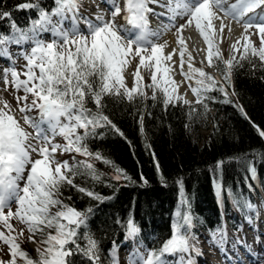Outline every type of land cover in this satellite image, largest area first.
I'll list each match as a JSON object with an SVG mask.
<instances>
[{
    "label": "snow or ice",
    "instance_id": "obj_1",
    "mask_svg": "<svg viewBox=\"0 0 264 264\" xmlns=\"http://www.w3.org/2000/svg\"><path fill=\"white\" fill-rule=\"evenodd\" d=\"M106 2L111 9L110 18L106 17L105 13L98 12L92 19L81 15V0H54L56 6L51 11L41 8L39 0L22 3L18 5L19 9H38V18L33 20L26 30L17 29L12 36L0 35V56L10 55L6 47L8 44L23 45L31 42L34 45L30 52L23 53L27 61L23 73L25 79H20L21 74L13 68L4 70V81L5 84L8 83L7 77L10 72L16 91L23 89L24 96L16 97L17 105L23 114L24 123L36 129V136L27 132L15 116L9 114L11 106L0 100V104L3 105L0 107V224L4 225L8 233L0 231V241L9 246L11 259L7 264H16L17 256L24 258L25 264H73L71 257L77 254L86 258L90 264H101L98 241L88 231H84L81 236V229H86L92 209L80 211L59 199L61 186L67 184L75 187L73 177L77 171L67 160L57 162L56 153L59 150L91 156L85 139L94 134L96 128L110 125L119 132L111 120L103 115L102 99L105 95L121 94L130 101L136 95L146 97L142 87L134 86L129 89L125 85L123 73L136 57H139V64L133 76L137 81L143 79L140 75L141 67L155 68L151 74L152 83L147 86L153 88V100L156 99V89L161 90L165 106L183 99L178 94L180 85L168 76L170 67L163 64V61H172L177 49L174 48L165 56L163 50L168 46L167 42L163 44L156 42L164 33L176 29V43L181 58L180 70L185 79L191 80L194 73L199 74L200 79H196L197 87L191 88L197 96V103L202 102V92L210 91L218 81L205 73L203 68L193 67V57L191 52L187 51L183 36L186 28L194 25L203 37L208 46L209 66H212L214 56L223 60L216 44V37H222L225 29L232 31L226 19L230 17L236 23L243 21L245 35L242 38L247 43L240 59H246L250 52L264 61V0H235L234 3H230L229 0H106ZM157 8L162 11H157ZM121 14L125 21L123 24L117 21ZM150 15L158 21L155 29L150 26ZM0 16L7 17L10 13L0 11ZM53 17L57 19L54 21ZM179 19H184L185 22L177 27ZM81 20L86 25L87 35L82 34ZM65 21L70 23L69 28L63 26ZM253 27L256 33L252 34H258L260 37L259 48L249 39L248 30ZM43 33L51 34V42L40 38ZM232 48L234 51L239 50L236 44H233ZM234 61L236 64L239 63L235 56L223 60L226 65L224 79L229 83ZM186 62L188 72L183 70ZM158 72L163 73V84L158 82ZM169 83L172 84L171 91L164 86ZM220 91L224 92L227 98L228 93L223 87ZM29 94L33 97L31 103L28 102ZM86 97L94 101L96 112L93 113L86 107ZM183 102L190 103L187 99H183ZM224 102L231 101L225 99ZM33 109L39 111L38 119L28 114ZM62 118L66 122H63ZM45 124L47 129L42 127ZM81 128L84 129L83 135L77 131ZM258 131L264 137V131L259 129ZM57 135L63 136L66 143L63 145L54 143L53 139ZM33 140L36 143H30ZM96 158L102 159L99 153L96 154ZM104 162L110 163L107 160ZM77 165L83 166L94 179H99L92 164L78 161ZM250 171L255 173L254 168ZM116 172L117 180L131 179L122 169L117 168ZM21 181L24 182L22 188ZM78 190L96 200L106 199L85 188ZM13 200L17 204L15 212L11 210ZM182 203L186 204L187 201L182 200ZM6 207L9 209L7 214L4 213ZM53 207L57 208L54 213L51 211ZM244 207L252 209L254 206L246 202ZM177 215L180 220L173 224L172 235L161 248L149 251L146 258L139 249H135L129 258V264H167L164 259L166 254L179 255L177 264H192L191 257L185 260L182 255L198 251L191 243L195 239L191 232L192 217L189 213L181 216L178 212ZM13 217L27 226V231L32 234L29 239L34 243L37 232L43 233L45 228L55 229L54 234L49 232L47 238L39 242L46 247L43 250L37 247L39 254L37 260L28 258V254L20 249L17 236L12 235L15 229L10 220ZM23 232L21 229L18 235H23ZM138 232L139 228L129 219L125 241L134 238ZM81 239L85 241L83 246L78 243ZM212 242L223 250V245L227 243L226 232L217 229L212 235ZM245 243L246 241L239 237L234 241V244ZM111 256L112 264H119L115 242ZM0 264L4 262L0 261Z\"/></svg>",
    "mask_w": 264,
    "mask_h": 264
},
{
    "label": "trees",
    "instance_id": "obj_2",
    "mask_svg": "<svg viewBox=\"0 0 264 264\" xmlns=\"http://www.w3.org/2000/svg\"><path fill=\"white\" fill-rule=\"evenodd\" d=\"M29 2L35 0H0V11L10 13L0 16V35L12 36L17 29L31 26L39 10L18 8ZM39 4L48 11L56 6L54 0H39ZM246 43L235 57L239 63L234 61L230 83L224 79L225 59L213 57L210 67L218 71L220 78L204 69L218 83L202 92L201 103H197L195 95L196 101L189 104L180 99L165 106L160 89H156V99H152L153 88L147 87L152 81L135 85L143 88L146 97L136 95L131 101L123 94L103 97L102 113L119 132L108 125L96 128L94 134L86 137L92 155L73 152L70 165L77 171L73 177L75 187L64 184L59 195L64 204L77 210L92 209L81 236L88 231L98 241L101 264H112L113 242L117 248L141 242L150 251L159 250L172 235L173 224L180 220L178 212L181 216L191 215L193 235L207 232L212 236L225 227L224 220L234 230L239 229L240 218L249 217V209L244 207L248 199L264 197V137L258 131H264V61L250 52L241 60ZM221 87L228 93L227 98ZM225 99L231 102L225 103ZM86 107L93 113L97 111L91 98L86 97ZM78 133L83 135L84 129ZM97 153L102 159L96 158ZM78 161L92 164L99 179L77 165ZM117 168L131 179L117 180ZM251 168L255 169L254 174ZM78 188L106 199L96 200ZM129 219L139 232L125 241ZM49 232L54 234L55 229L45 228L43 233L35 234L41 250L46 245L39 242ZM78 243L83 246L85 241ZM19 245L28 258H39L37 250ZM71 260L73 264H90L79 254ZM16 264H25V259L17 256Z\"/></svg>",
    "mask_w": 264,
    "mask_h": 264
},
{
    "label": "rangeland",
    "instance_id": "obj_3",
    "mask_svg": "<svg viewBox=\"0 0 264 264\" xmlns=\"http://www.w3.org/2000/svg\"><path fill=\"white\" fill-rule=\"evenodd\" d=\"M229 2L230 3H234L235 0H229ZM104 4H105V2L103 0H81L80 13H81V15L84 18L92 19L96 15V11H93V8L96 7L97 9L103 10L102 8H105ZM109 10L110 11L103 10V13H105L106 17H108V18H110V14H111L110 13L108 15V13L111 12L110 8H109ZM257 11H259V10H257ZM122 17H123V14H121L120 17H117V21L120 24L124 23V20H123ZM56 19H57L56 17H53L54 21ZM81 21L83 22V20H81ZM63 26L65 28H69L70 27L69 22L65 21ZM81 30H82V34H84V35L88 34L86 29L81 28ZM252 33H256V29L254 27L252 29L248 30V35H249V39L252 42V44H254L255 46L259 47L260 43H261L260 37H259L258 34H252ZM121 35L123 36L124 34L121 33ZM244 35H245V32L242 35V37ZM242 37H241L239 43H237V42L235 43L237 49H239L238 51H234L233 50L232 45L234 43L232 42V44H231V42L228 41V40L225 41V44H224L223 47L217 45L219 47V49H220L222 57L225 60H228V59L232 58L233 56L236 57V56H238L240 54L241 45L245 42V40ZM40 38L45 40V41H47V42H51V40H52V36H51L50 33H43ZM125 39H127V37H125ZM159 39H161V38H159ZM159 39H158V42L161 41ZM33 46L34 45L31 42H26L23 45H17V44H14V43L8 44L6 47H7V49L10 52V58L11 59L7 60L3 56H0V87H2L5 90L7 101L10 104H12L15 108L16 107L18 108V113L19 114H22V113H20V111H19V106L17 105L16 97L17 96H21V97L24 96L23 89H20L19 91H16L14 85L12 84V76H11L10 72H9L8 77H7L8 83L5 84V81H4V70L5 69H10L11 70V69L14 68L16 72L21 74L20 75V79H25L23 73L26 70L25 66L27 64V61H26L23 53L24 52H30L31 48ZM194 60H195V66H194L195 68H203V70L208 68L210 70L211 67L209 66V62H208L207 58H206V60H203L202 58L197 59V57L195 56ZM153 71H155V68L148 69V73H147L146 78L142 79L140 81H137L136 79H135L136 81L135 80L127 81V79H125V76H124V81H125L126 87L131 89L132 87H134L138 83H145V85H146L147 83L152 81L151 80V74H152ZM193 77L194 78L188 84V87H189V89L191 91V94H189V96H188V94L186 92L180 91L178 89V94L180 96H182L183 99H187L190 102L196 101V96L192 92L191 88L192 87H196L195 86L196 85V79H200L198 73H194ZM157 78H158V81L161 84H163V75L161 74V72L157 73ZM189 85H191V87ZM164 86L168 87L169 90L171 91V88H170L169 84L164 85ZM150 91H151L150 88L146 87V92L150 93ZM32 99H33L32 95L29 94L28 102L31 103ZM21 104H22V102H21ZM17 108L15 109V111L10 109L9 114H12L13 112H17ZM28 114L31 115V116L34 115V117H38L39 111L36 110V109H33ZM18 121L20 122L21 125L23 124L22 120L19 119ZM62 121H63V118H62ZM63 122H66V121H63ZM45 125H43V126H45ZM26 126H27V128H25V129L29 133H30V131H32L33 133L36 134V130L34 128H32L29 125H26ZM45 127L47 129V125ZM78 130H80V129H78ZM202 131H203V133L207 132V130H202ZM49 135H51L50 132H49ZM53 142L57 143V144H61V145L66 143V141L63 138V136H59V135L54 137ZM56 154L58 156V162H62L64 160H67L69 162V164H70L72 159H73V154L74 153L73 152L65 153V152H61V151L58 150ZM23 186H24V182L21 181L20 182V187L22 188ZM248 202H250L254 207L252 209H249L250 210L249 211V217L247 219L242 220V229L238 230L236 232V235L234 237L235 239L237 237H239L241 239H244V237H246L244 232H245V230L249 229V230H251V231H253L255 233V234H252V237H251V240H254V236L257 234V226H259V225L264 226L262 220L259 218V216H262V217L264 216V197H255L254 201H250L248 199ZM16 208H17V204L13 200L12 203H11V210L13 212H15ZM8 210L9 209L6 207L4 209V213L7 214ZM252 218L254 219L253 221L251 220ZM10 223L15 229V231L12 233V235H16L17 236V242L19 244H23V245L27 246V248L29 250L35 252L37 250V247H39V244L37 242L36 236L34 237V239L36 241L34 243V242H32L29 239V237L32 234L27 231V226L25 224L21 223L20 221H18L15 217L11 218ZM252 224L255 225V228H252V226H253ZM21 229L24 230L23 235H18V233L20 232ZM231 230L232 229L228 228V234L234 235ZM0 231H4L5 234H8L7 233V229L4 227L3 224H0ZM194 236H195V239L192 240L191 243L195 246L196 249H198V251H190L189 253L182 254L184 256L185 260H188L189 257L197 256L198 253H203L204 257H207L209 255L210 257H214V258L218 259L220 262H222V260H223L222 258L223 257L220 256L221 255V250L218 248V245H216V244H214L212 242V239H210L209 235L204 234V235H194ZM234 238L232 237L230 239L233 243H234V240H235ZM253 242H255V243L252 246V248L253 247H257L258 243L256 242V240L253 241ZM135 249H139V251L145 256V258L147 257L149 250L145 249L143 247V245H141L140 243L137 242V243L130 244L129 246L117 248L119 264H129V258H130L131 254L133 253V251ZM242 252H243V250H242ZM178 257H179V255H177V256H169V255L166 254L164 256V259L167 261V264H176L175 260L178 261L179 260ZM10 259H11V256H10V253H9V246L7 244H5L3 241H0V261H3L4 264H5V261L6 260H10ZM192 259H195V258H192ZM256 264H264V257L260 261H258Z\"/></svg>",
    "mask_w": 264,
    "mask_h": 264
},
{
    "label": "bare ground",
    "instance_id": "obj_4",
    "mask_svg": "<svg viewBox=\"0 0 264 264\" xmlns=\"http://www.w3.org/2000/svg\"><path fill=\"white\" fill-rule=\"evenodd\" d=\"M150 7H152V6L150 5ZM156 10L157 11H162V9H159V8H157ZM93 11H96V14L98 12H103V10L97 9L96 7L93 8ZM219 14L220 15H223V13H219ZM149 22H150V26L153 29H155L156 26H157L158 21L150 15L149 16ZM164 22L167 23L166 20ZM184 22H185L184 19H179L178 22H177V27L179 26V24H183ZM124 23H125V21H124ZM226 23L228 25H230L232 31L229 32L227 29H225L222 37L221 36H217L216 37V44L219 45V46H221V47L224 46L225 41H227V40L230 41L231 44H232V42L234 44L236 42H239L240 39H241V37H242V35L245 32V30L243 28V24H242L243 21H241L240 23H236L235 21H233L229 17V18L226 19ZM175 32H176V29L173 28L171 31L164 33L160 37L161 38V39H159V40H161L160 42H158V40L156 42L157 43H161V44L167 42V45L168 46L163 50V54L165 56L168 53H171L174 48L177 49L176 53L173 54V56H172V61H163V64L164 65H168L170 67V71L168 73V76H170L172 78V80H174L177 84L180 85L178 89L180 91L186 92L188 94V96H189V94H191V91H190V89L188 87V84L191 82L192 79L191 80H186L185 77H184V75L181 73V70H180V60H181V58H180V55H179V46L176 43L177 37L175 35ZM183 36H184V38L186 40L187 51L188 52H191L192 57H193V60H192L193 67L195 66V60H194L195 56L197 57V59L202 58L203 60H206L208 46H207V43L204 41L203 37L199 34L198 30L195 28V26L192 25V26L186 28L184 30V32H183ZM185 61H187V53L185 54ZM138 64H139V57H136L135 59H133L131 61L130 65L127 66L126 70L123 73V76H125V79H127V81H133V80H135V78L133 76V73L135 72L136 66ZM183 70H184V72H188V64H187V62L184 64ZM147 73H148V69H146L144 67H141L140 68V75H141V77L143 79L146 78ZM161 74L163 75L162 72H161ZM169 86H170V88H172V84L169 83ZM0 100L6 101L11 106V110H14L15 111V109L17 108V107L15 108L12 104H10L7 101L6 94H5V90L2 87H0ZM0 107H3V105L0 104ZM12 114L18 120L20 119V120L23 121V119H21L22 118V114H19L18 113V108H17V112H13ZM26 125L27 124H25L24 121H23V124L21 126L24 127V128H27ZM42 127H44L46 129L45 126H42ZM30 134L32 136H36V134L33 133L32 131H30ZM30 143H36V141L33 140V141H30ZM35 158H38V157H35ZM56 161L58 162V156H57V154H56ZM260 219L262 220L263 225H264V216L261 217ZM262 227L264 229V226H262ZM252 233H253V231H252ZM239 246H242V245H239ZM245 247L247 249V251H246L247 256L245 257L246 260H252L250 256H251L252 253H255V251L252 252V249L250 248L251 246H249V245H247ZM235 248L238 249V250H240V247H238V246H236ZM222 252H223V250H222ZM220 256L225 257V259L227 258L225 252H223ZM260 257L261 256H258L257 259H259ZM200 258H203V256L201 255ZM192 264H196V262L193 261Z\"/></svg>",
    "mask_w": 264,
    "mask_h": 264
}]
</instances>
